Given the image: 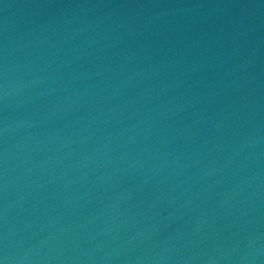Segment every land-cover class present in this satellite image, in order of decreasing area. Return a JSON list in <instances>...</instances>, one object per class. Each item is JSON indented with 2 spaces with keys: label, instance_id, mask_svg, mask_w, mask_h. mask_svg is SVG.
Returning <instances> with one entry per match:
<instances>
[{
  "label": "water",
  "instance_id": "water-1",
  "mask_svg": "<svg viewBox=\"0 0 264 264\" xmlns=\"http://www.w3.org/2000/svg\"><path fill=\"white\" fill-rule=\"evenodd\" d=\"M0 264H264V0H0Z\"/></svg>",
  "mask_w": 264,
  "mask_h": 264
}]
</instances>
